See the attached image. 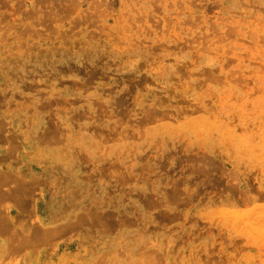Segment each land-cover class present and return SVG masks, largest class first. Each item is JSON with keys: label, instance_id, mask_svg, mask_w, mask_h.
Wrapping results in <instances>:
<instances>
[{"label": "rangeland", "instance_id": "1", "mask_svg": "<svg viewBox=\"0 0 264 264\" xmlns=\"http://www.w3.org/2000/svg\"><path fill=\"white\" fill-rule=\"evenodd\" d=\"M29 128L81 179L0 201V264H264V0H0V195Z\"/></svg>", "mask_w": 264, "mask_h": 264}, {"label": "crops", "instance_id": "2", "mask_svg": "<svg viewBox=\"0 0 264 264\" xmlns=\"http://www.w3.org/2000/svg\"><path fill=\"white\" fill-rule=\"evenodd\" d=\"M78 130V128L74 129L72 142L49 143L48 138L42 136L45 129L37 132L38 130L29 128V144L21 146L24 150L19 157L22 160L19 162L20 166H29V193L22 197L23 192L20 193L17 188L18 175H15L14 178L11 175L12 180L11 178L10 180L15 186L11 185L7 191L9 193L0 195V201L3 199L11 201V205L15 210H49L48 192L42 189L45 182H49L53 178H59L64 182H76L81 179V176L77 173L81 160V147L77 143L78 136H76ZM35 135H39V137L36 138ZM67 151H74L73 162L70 164L66 162L69 161V157L66 155ZM16 157L14 158L15 163H17ZM0 179V184H2L3 178ZM35 187H37L36 191ZM28 195L29 197H27ZM60 203L61 201H58V210H77L76 203L71 207L70 204L60 205Z\"/></svg>", "mask_w": 264, "mask_h": 264}]
</instances>
